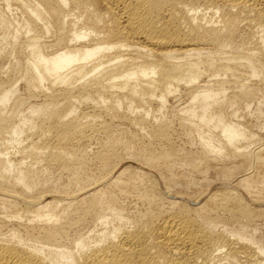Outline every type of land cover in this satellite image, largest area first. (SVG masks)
Listing matches in <instances>:
<instances>
[{
	"label": "bare ground",
	"instance_id": "1",
	"mask_svg": "<svg viewBox=\"0 0 264 264\" xmlns=\"http://www.w3.org/2000/svg\"><path fill=\"white\" fill-rule=\"evenodd\" d=\"M0 58V264H264V0H0Z\"/></svg>",
	"mask_w": 264,
	"mask_h": 264
},
{
	"label": "rangeland",
	"instance_id": "2",
	"mask_svg": "<svg viewBox=\"0 0 264 264\" xmlns=\"http://www.w3.org/2000/svg\"><path fill=\"white\" fill-rule=\"evenodd\" d=\"M195 6H197V7H199L198 6V4H195ZM200 7H201V5H200ZM199 7V8H200ZM244 27H242L241 28V30H240V39H244V40H246L248 43H252L254 40H255V38L257 37V35H258V33L257 32H255V30H253V29H251V28H248L247 26V24H245V25H243ZM245 27H247V28H245ZM244 32V33H243ZM254 33V34H253ZM242 35V36H241ZM255 35H256V37H255ZM1 59V58H0ZM0 61H2V59L0 60ZM1 65H3V61L2 62H0V66ZM223 78H225L224 80H225V87H226V92H227V94L229 95V96H231L232 95V93L233 92H235L233 89H234V87L235 86H237L235 83H237L235 80L234 81H232L233 79H231V78H227L226 79V77H223ZM263 79H261V77L260 78H257V80H256V78H252L253 79V82H252V79L249 81V83L250 82H252L253 83V85L255 86V87H257L258 89H259V91H260V93H259V91H258V97L257 98H253L254 100L253 101H250L251 102V105L253 106V107H251L249 110H244V112L242 111L243 110V105L241 106V105H239L238 104V106H241V107H238L239 109H241V113H240V115L238 116V117H240L241 115V117L240 118H238L239 120L241 119V121H243V123H245L246 124V122H247V124H249L250 126H248L247 124V126L250 128V127H253V128H255V129H253V128H251L250 130L253 132V133H255L256 134V136L257 137H260V138H257L255 141H258L259 139H264V123H262L263 121H264V117L262 118V117H260V115L259 114H257L256 113V104H258V99H259V97H264V93H263V91H264V86H262V85H264V81H262V80H264V76L262 77ZM259 79H261V80H259ZM227 81V82H226ZM230 81H232L233 83H231ZM261 81V82H260ZM256 82V83H255ZM257 82H259V83H257ZM229 83V84H228ZM233 84V85H235V86H233V85H231V84ZM255 83V84H254ZM262 83V85H259V84H261ZM227 84H228V86H227ZM232 86V88H231V86ZM259 85V86H258ZM227 87H230L229 88V90H228V88ZM260 87V88H259ZM231 89H232V92H231ZM261 89V90H260ZM235 90H237L236 89V87H235ZM263 90V91H262ZM23 90H20V92H22ZM231 94V95H230ZM234 94V93H233ZM182 95V96H181ZM262 95V96H261ZM177 97L178 98H176V97H172V98H170L169 100H168V102H167V108H166V110H165V113L168 115V117H169V119H173L172 121H171V127H170V129L171 130H169L170 132H171V134H170V132H169V137H170V135H171V137L169 138V141L172 143L173 142V145L175 146V147H184V149L186 148V150L188 149V150H194V149H196V147L198 146V144H197V146H196V143H197V141L196 140H194L196 137L195 136H189L190 135V133H188L189 135V137H187V135L185 134V132L187 133V132H189L187 129H186V127H185V129L187 130H185V129H183L184 128V126H182V124H181V122H179L178 120V116L177 115H174V114H176V111H178V107L179 106H184V104L183 103H185L186 104V102H185V100L184 99H187V97H185V95H184V93H181L180 95H177ZM179 97H180V99H181V101H178V100H180L179 99ZM174 98H176L177 100L175 101L174 100ZM183 98V99H182ZM256 99V100H255ZM260 100H262V101H264V98H262V99H260ZM178 101V102H177ZM187 101V100H186ZM257 101V102H256ZM174 103V104H173ZM240 103H243V101H241ZM169 104V105H168ZM177 104V105H176ZM176 105V106H175ZM179 105V106H178ZM172 106H174V110H172L173 109V107ZM178 106V107H177ZM177 108V109H176ZM176 109V110H175ZM254 109V110H253ZM168 110V111H167ZM171 110V111H170ZM167 111V112H166ZM239 111V110H238ZM253 111V112H252ZM157 113H155V111H154V113L155 114H159L158 113V111H156ZM173 112H174V114H173ZM228 112H229V110H228ZM247 112H248V114H247ZM246 113V114H245ZM251 113H253V114H255V115H252ZM169 114H171V115H169ZM258 116H257V115ZM174 117H173V116ZM249 117H248V116ZM250 115H251V117H250ZM170 117H173V118H170ZM243 117L245 118V119H243ZM255 117H256V119H255ZM257 117L259 118V119H257ZM251 119V121H249L250 119ZM235 119V118H234ZM247 119H248V121H247ZM258 120H259V122H258ZM245 121V122H244ZM173 122V123H172ZM176 122V123H175ZM249 122V123H248ZM257 122V123H256ZM177 123H179V125L177 124ZM253 123V124H252ZM255 123V124H254ZM262 123V124H261ZM172 124H174V125H172ZM260 125V127H258V125ZM124 125V126H123ZM123 125H121L122 127H129L128 125H126V124H123ZM251 125H253V126H251ZM255 125V126H254ZM261 125H262V127H261ZM257 126V127H256ZM181 127H183V128H181ZM259 128V129H258ZM183 129V130H182ZM253 129V130H252ZM127 130V129H126ZM125 130V131H126ZM129 130V129H128ZM133 130V132L135 131L134 129H132ZM132 130L130 129V132H132ZM176 130V131H175ZM184 130H185V132H184ZM127 132V131H126ZM130 132H127L128 134H134V133H136V132H132V133H130ZM259 134H258V133ZM181 133V134H180ZM141 135V134H140ZM139 134H138V136L140 137V138H143L142 137V135L140 136ZM173 137V138H172ZM193 137H195L194 139H193ZM263 137V138H262ZM145 138H147V137H145ZM191 138H192V140H191ZM189 139V140H188ZM143 139H140V141H142ZM139 141V140H138ZM193 141V142H192ZM196 143H195V142ZM195 143V144H191V143ZM261 142H264V140H262ZM92 147H94V144H92L91 145ZM191 148V149H190ZM213 170V171H212ZM211 171V172H210ZM210 171H209V173H207V174H203L201 171V174H200V172L198 173V171H196V172H194L193 171V173L191 172L190 173V177L192 178V177H194L197 181L196 182H198V183H200V181L201 182H203L201 179L203 178V176L205 175V177H207V178H211L213 181H212V183H211V186L209 187L210 188V190H212V189H217V188H219L218 186H220L221 185V181H219V180H216L218 177H216L217 176V174H215V170L214 169H210ZM257 171H258V169H257ZM175 172H177V173H180L181 171H179V169H177ZM254 173H256V171H255V168H254ZM201 175H203V176H201ZM216 175V176H215ZM201 176V177H200ZM215 176V177H214ZM193 179V178H192ZM195 179H193V180H195ZM208 179V180H209ZM200 180V181H199ZM215 180V181H214ZM220 184V185H219ZM204 185V182L202 183V186ZM158 186L162 189V187H163V184L162 183H158ZM217 187V188H216ZM198 189V188H197ZM237 190H238V192L239 193H241L242 194V196H243V198L246 200V201H249L248 200V196L246 195V193H244V191L242 190V189H240V188H237ZM224 216H226V217H228L227 215H224ZM223 216V217H224ZM225 218V217H224ZM228 219V218H227ZM227 219H224V220H226L227 221V223H228V227L227 228H229V229H232L233 227H234V224L236 225V222L235 221H232V220H230L229 221V219L227 220ZM225 221V222H226ZM232 221V222H231ZM258 222V224H259V226L257 225V231H256V234H262L263 236H264V221L263 220H258L257 221ZM252 228V227H251ZM251 230V229H250ZM244 261H246V260H244ZM244 261H242V263L241 264H246V263H248V264H251L250 262H248V261H246V262H244Z\"/></svg>",
	"mask_w": 264,
	"mask_h": 264
}]
</instances>
